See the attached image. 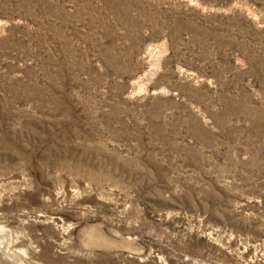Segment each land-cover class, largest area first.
<instances>
[{
  "label": "rangeland",
  "instance_id": "obj_1",
  "mask_svg": "<svg viewBox=\"0 0 264 264\" xmlns=\"http://www.w3.org/2000/svg\"><path fill=\"white\" fill-rule=\"evenodd\" d=\"M7 244L264 264V0H0Z\"/></svg>",
  "mask_w": 264,
  "mask_h": 264
},
{
  "label": "bare ground",
  "instance_id": "obj_2",
  "mask_svg": "<svg viewBox=\"0 0 264 264\" xmlns=\"http://www.w3.org/2000/svg\"><path fill=\"white\" fill-rule=\"evenodd\" d=\"M10 235V234H9ZM9 246H8V244L5 246V252L4 253H6L7 252V259H10L11 261H13L12 262V264H26L23 260H22V258L19 256V255H17L16 253H14V252H12L11 250H9V248H8ZM6 255V254H5ZM10 261V262H11Z\"/></svg>",
  "mask_w": 264,
  "mask_h": 264
}]
</instances>
